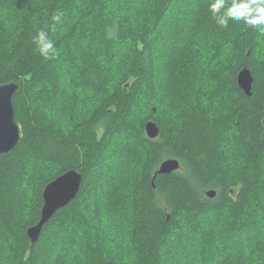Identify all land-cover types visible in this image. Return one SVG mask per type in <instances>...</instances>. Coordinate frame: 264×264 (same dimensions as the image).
I'll return each mask as SVG.
<instances>
[{"label": "trees", "instance_id": "obj_1", "mask_svg": "<svg viewBox=\"0 0 264 264\" xmlns=\"http://www.w3.org/2000/svg\"><path fill=\"white\" fill-rule=\"evenodd\" d=\"M18 1L49 0H0V14ZM175 1L62 0L27 33L4 25L0 15V84H20L15 106L23 132L16 150L0 157V264L3 254L9 264H172L175 258L180 264H264V35L231 23L215 44L188 51L184 66L195 63L197 77L179 105L165 107L153 97L152 36ZM57 12L63 23L53 29ZM185 18L181 30L191 22ZM41 28L58 50L50 59L35 50L33 36ZM61 33L69 39L59 44ZM124 44L141 57L130 89L111 73L131 62V53L119 48ZM245 66L254 76L250 96L237 82ZM63 99L88 100V110H77L68 125L58 115ZM150 120L160 128L155 139L146 135ZM119 133L133 134L137 150L129 154L137 158L139 151L142 158L108 201L119 208L116 224L124 215L128 220L110 232L99 186L111 177L104 161ZM169 158L180 167L157 174ZM119 161L121 174L126 162ZM70 169L83 174L79 194L31 242L27 229L41 218L45 186ZM125 188L130 192L123 196ZM228 237L240 238L233 251L222 245Z\"/></svg>", "mask_w": 264, "mask_h": 264}, {"label": "rangeland", "instance_id": "obj_2", "mask_svg": "<svg viewBox=\"0 0 264 264\" xmlns=\"http://www.w3.org/2000/svg\"><path fill=\"white\" fill-rule=\"evenodd\" d=\"M61 1L62 0H49L45 3H41L40 1V3L36 2L34 6H30L26 1H18L14 5L2 8V13L0 14L1 20L7 27H13L16 30L18 29L19 31L21 30L24 33H27L33 24L38 25V23L43 21L45 18H49L51 12L57 8ZM112 1L113 0H109V2ZM187 1L188 0H176L164 15V25L157 26L154 34L155 36H152V39H154L157 44L154 50V59L155 67H158L154 76L156 89L153 97L157 102L166 105L165 107L171 105H179L181 103L180 96H182L183 93L188 94L189 89L187 87V83H189L190 80L194 81V78L197 77V75H193L197 72L194 73L192 70L195 67V63L193 64L192 68L191 65L189 67H187V65L186 67L184 66L185 62L191 55L187 54L188 51H193L192 49H195L196 47L202 48L203 45L206 44H215V42L220 39L217 37L220 34L221 29L223 30V32L225 29L217 25L212 19L211 12L209 10L210 4L208 0H189L188 3ZM195 4L199 8L193 10L195 8ZM80 7L81 6L79 4V8ZM139 9H141V6ZM81 11L84 12V10ZM88 12L89 11L86 10L84 14H87ZM132 15L134 16V18H136L135 11L132 12ZM140 15L138 17H140ZM184 18L189 19L191 22L183 25L181 30L179 22L181 23V25L184 24ZM231 23L235 24V22L230 21L229 25ZM216 29H218V31H215ZM226 35V37H228V34ZM73 36L79 37L80 34L76 33ZM67 39L69 38L65 35V33H61L58 37V40H60L59 44L64 43ZM203 41L207 43L204 44ZM123 46L120 45L119 48L122 49L121 52L123 53V55L131 53L129 55V60H131V62L128 65L122 64L118 67H112L111 73L113 78L120 80L124 87L130 89L136 83L135 74H137L138 72L137 64L141 61L139 59L141 57L134 55L132 50L129 51L128 44H124ZM79 48L83 49L84 47L79 46ZM120 60L121 59L117 61V65L119 64ZM188 70L190 73H192L189 78ZM60 72H64V68L61 65ZM77 101L78 100L70 102L66 99H63L60 102L61 108L58 115L60 116L61 120H63V122L68 125H71L73 119L76 118L77 110L81 109L85 112L88 110V100H85L83 104L75 103ZM75 104L76 107L74 108ZM136 108L138 107L136 106ZM103 133L104 128L102 127V125H100L98 128V137L100 138ZM132 138V133H119L114 138L115 147L111 150H108L106 155L107 157L104 161L105 169L108 168L110 170L111 177L108 180L105 179L99 187H102L105 202L102 213L106 215V223L109 224L110 232H115L117 227L124 226V222L128 221L126 215H124L125 218H123V224H116L114 219L116 211L119 208H116L115 205L110 206L108 201L113 194L117 193L119 184L127 183L129 177L135 171L134 167L142 158L139 151L136 152L138 154L137 158L131 156L132 152L134 153L137 150L135 141H133ZM130 152L131 154H129ZM120 159H125L126 162V165L123 166V169L121 170V174L119 173L118 168H116V166H118L120 162ZM128 192H130V190L128 188H125L121 192V195L126 196ZM211 220L214 221V217H212ZM207 221L209 222V220ZM186 222H189V219ZM192 225L193 224L190 222L187 223V228L185 229L186 234H192ZM253 236L255 235L253 234ZM239 239L240 238L237 237H228L222 242V245H228V248L233 251L240 242ZM243 242L244 241H242V243ZM2 257L5 264H9L7 261V259L9 258H7L6 254H3ZM175 260L172 261V264H180Z\"/></svg>", "mask_w": 264, "mask_h": 264}, {"label": "water", "instance_id": "obj_3", "mask_svg": "<svg viewBox=\"0 0 264 264\" xmlns=\"http://www.w3.org/2000/svg\"><path fill=\"white\" fill-rule=\"evenodd\" d=\"M239 88L248 96L253 94L254 76L247 66L242 68L237 75ZM20 84L14 80L0 84V157L8 156L19 146L22 138V126L17 119L15 96ZM146 133L149 138L155 139L160 133L156 121L146 123ZM180 167L176 158L164 160L157 170V174H169ZM83 174L76 169H70L62 173L44 188V204L41 210V218L38 223L27 229V235L31 242L39 239L44 225L60 208L69 205L79 194L83 184ZM208 195H216L215 190H210Z\"/></svg>", "mask_w": 264, "mask_h": 264}, {"label": "clouds", "instance_id": "obj_4", "mask_svg": "<svg viewBox=\"0 0 264 264\" xmlns=\"http://www.w3.org/2000/svg\"><path fill=\"white\" fill-rule=\"evenodd\" d=\"M212 19L217 25L228 28L229 22L254 28L264 35V0H213L209 5ZM62 12L52 15L53 29L63 23ZM36 52L44 59H50L58 54L54 40L48 31L41 28L33 36Z\"/></svg>", "mask_w": 264, "mask_h": 264}, {"label": "bare ground", "instance_id": "obj_5", "mask_svg": "<svg viewBox=\"0 0 264 264\" xmlns=\"http://www.w3.org/2000/svg\"><path fill=\"white\" fill-rule=\"evenodd\" d=\"M259 158V157H258ZM261 158V157H260ZM264 158V157H263Z\"/></svg>", "mask_w": 264, "mask_h": 264}]
</instances>
